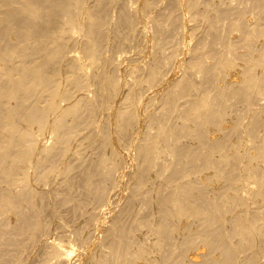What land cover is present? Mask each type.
<instances>
[{
	"label": "bare ground",
	"instance_id": "6f19581e",
	"mask_svg": "<svg viewBox=\"0 0 264 264\" xmlns=\"http://www.w3.org/2000/svg\"><path fill=\"white\" fill-rule=\"evenodd\" d=\"M0 264H264V0H0Z\"/></svg>",
	"mask_w": 264,
	"mask_h": 264
}]
</instances>
